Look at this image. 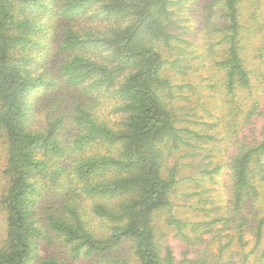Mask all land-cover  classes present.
Here are the masks:
<instances>
[{
    "label": "trees",
    "instance_id": "trees-1",
    "mask_svg": "<svg viewBox=\"0 0 264 264\" xmlns=\"http://www.w3.org/2000/svg\"><path fill=\"white\" fill-rule=\"evenodd\" d=\"M0 138V264H264V0H0Z\"/></svg>",
    "mask_w": 264,
    "mask_h": 264
},
{
    "label": "rangeland",
    "instance_id": "rangeland-1",
    "mask_svg": "<svg viewBox=\"0 0 264 264\" xmlns=\"http://www.w3.org/2000/svg\"><path fill=\"white\" fill-rule=\"evenodd\" d=\"M193 81L195 84L200 88V96L203 98V100H192L189 102V104H198V107L195 109L197 112L198 117H203L205 119H210V116L204 108L205 104L207 107L211 108L213 111V108L216 107V104L212 101L210 97L205 96L207 90L201 86L200 84V76L196 73H193L191 75ZM195 94V93H194ZM194 98H198V96H194ZM214 113L216 111H213ZM4 156H5V146L0 138V188L2 184V175H3V169H4ZM200 159V158H198ZM202 160V159H200ZM206 160V158H205ZM188 158L182 157L179 162H187ZM203 162V161H202ZM189 168V167H188ZM190 170V168H189ZM220 185L221 183L218 181H214L209 178V176L205 175L202 172L194 173L193 179L187 180L184 179L182 182H180V188L179 191L182 193H189L192 192L191 195L183 196V194L180 195V198L178 199L179 204L181 206H177L175 208V211L177 212V215L185 220H192V221H203L209 219V216L206 214V211L203 209L204 207L211 206V201L214 199V197L217 196V194L220 191ZM1 192V191H0ZM198 207V209H196ZM4 214L0 212V240L3 237V230L1 228V224L3 223ZM162 224L165 226L162 222ZM205 226L200 225V228L198 230H191V226H187L186 232L190 233L191 235L195 234V232H202L203 228ZM168 240H170L172 243L177 242V237L174 236L173 230H168ZM230 249L233 251V259L235 260V263H227V264H242V255L240 252L237 253V251H240L238 245H232ZM250 259H253V256L250 257ZM132 263H135V261L132 258ZM251 263V261H250Z\"/></svg>",
    "mask_w": 264,
    "mask_h": 264
}]
</instances>
